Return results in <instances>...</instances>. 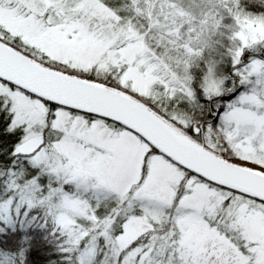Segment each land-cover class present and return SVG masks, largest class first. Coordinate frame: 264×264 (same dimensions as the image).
I'll list each match as a JSON object with an SVG mask.
<instances>
[{
    "label": "snow or ice",
    "instance_id": "obj_1",
    "mask_svg": "<svg viewBox=\"0 0 264 264\" xmlns=\"http://www.w3.org/2000/svg\"><path fill=\"white\" fill-rule=\"evenodd\" d=\"M0 264H264V0H0Z\"/></svg>",
    "mask_w": 264,
    "mask_h": 264
}]
</instances>
